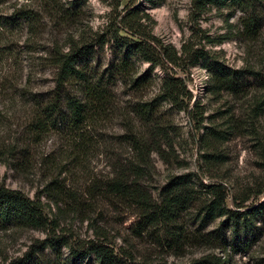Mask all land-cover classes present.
Returning a JSON list of instances; mask_svg holds the SVG:
<instances>
[{"label":"rangeland","instance_id":"374dc122","mask_svg":"<svg viewBox=\"0 0 264 264\" xmlns=\"http://www.w3.org/2000/svg\"><path fill=\"white\" fill-rule=\"evenodd\" d=\"M23 1L0 0V14L10 13L14 3ZM61 2L68 21L47 22L38 52L30 55H42V49L51 48L54 40L65 44L67 39L96 31L109 36L114 31L111 21L129 5L141 12L145 26L161 43L178 51L181 67L176 73L192 93L189 109L193 102L197 108L191 114L157 100L154 121H140L132 111L133 105L156 96L164 72L131 56L134 75L149 74L152 80L140 90L131 89L129 82L121 80L112 86L115 112L99 125L98 146L88 153L77 174L68 178L61 173L57 180L63 182L66 176L65 186L82 194L80 190L93 177L106 179L116 158L133 156L124 135L135 127L148 142L161 145L169 154L166 163L157 152L149 153L152 172L144 183L154 197L170 176L193 172L204 185H220L224 205L236 214L200 222L201 213L197 211L214 196L196 177L194 202L185 218L168 228H135L140 219L134 212L98 198L91 201L79 195L85 209L81 213L68 211V204L52 203L46 185L56 172L47 167L45 158L57 149V135L50 132L36 137L30 127L32 99L53 86V71L46 64L32 67L23 45L26 31L13 29L0 38V46L7 44L8 50L0 60V184L32 198L40 197L48 219L57 217L58 222L47 232L0 224V264L19 262L34 250L37 252L30 264H91L93 255L81 246L89 239H98L100 233L117 248L120 264H264V108L254 114L251 111L253 100L264 97V3L258 34L248 39L242 32V12L230 7L229 2L201 7L196 0ZM125 51L126 47L114 40L95 46L91 65L100 72ZM195 57L199 59L195 61ZM221 65L252 69L255 75L243 79V86L236 91L213 87L212 73ZM28 75L31 80L26 85ZM156 122L172 149L152 132ZM208 152L215 155L211 162L205 158ZM48 238L58 242L48 247Z\"/></svg>","mask_w":264,"mask_h":264},{"label":"trees","instance_id":"16d2710c","mask_svg":"<svg viewBox=\"0 0 264 264\" xmlns=\"http://www.w3.org/2000/svg\"><path fill=\"white\" fill-rule=\"evenodd\" d=\"M227 2L230 7L242 12L244 36L255 38L259 30L260 7L264 0H196L199 7L205 3L222 5ZM13 5L10 13L0 14V38L7 36L13 29L25 30L23 45L27 60L32 67L46 64L53 71V86L40 97L32 99L34 108L30 127L36 137L50 132L57 135V149L45 158L47 167L51 172H56L46 185L52 203L68 204L71 206L68 211L81 213L85 209L79 195H84L91 201L100 199L107 205L126 206L128 211L134 212L140 219L135 228H168L176 226L185 218L186 211L194 202L196 185L193 180L196 177L197 182L208 190L207 193L214 196L205 200L197 211L201 213L200 222L208 223L219 216L230 218V214H236L224 205L225 194L220 185H204L193 172L170 176L158 192V197H154L147 189V183H144L152 172L149 153L157 152L166 163L170 161L169 154L165 153L161 145L155 146L156 143L153 145V142H148L135 127H130L124 135L133 156L116 158L111 164L108 177L99 180L93 177L80 190L82 194L73 192L71 186L66 187L64 180L77 174L88 153L98 146L96 140L99 125L115 112L112 86L121 80L129 82L131 89L140 90L152 80L149 74L134 75L136 72L131 56H137L151 67L157 66L164 72L156 96L151 101L133 105L132 111L140 121H154L157 100L166 101L178 110L189 111L191 114H195L197 104L193 102L189 109L192 93L184 79L176 73L177 68L181 67L178 51L171 45L161 43L145 26L144 16L135 7L127 5L121 14L116 15L115 20L111 21L114 31L109 36L108 33L96 31L92 35L83 34L78 39H67L65 44L54 40L51 48L42 49L43 54L35 56L30 53L38 52L47 22L66 24L67 11L61 0H25L19 5ZM111 40L121 47L125 46L126 51L100 72L96 71L91 65L94 48L104 46ZM6 45L0 46V60L8 52ZM198 59L195 57L194 60ZM215 68L212 73L213 87L230 88V91H236L243 86L240 83L243 79L255 75L252 69L247 68L228 69L222 65ZM30 80L31 76L28 75L26 85H29ZM263 108L264 97L253 100L252 114ZM151 128H154V135L172 149V143L167 141L162 126L156 122ZM214 156L213 152H208L205 158L211 162ZM61 173L67 174L63 182L57 180ZM70 201L73 203L69 204ZM57 222V217L48 219L40 197L32 198L18 189L0 184V224L47 232L48 228H53L51 226H57ZM50 235L48 232L47 236ZM97 238L89 239L81 246L85 252L93 255L91 264H120L122 260L116 254L117 248L112 247L107 235L100 233ZM48 239V247L58 242ZM36 252L34 250L31 254ZM31 256L27 255L21 261L10 264H30ZM34 264L42 262L35 261Z\"/></svg>","mask_w":264,"mask_h":264}]
</instances>
